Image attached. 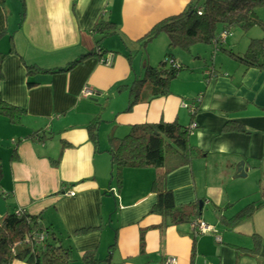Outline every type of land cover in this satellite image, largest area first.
I'll list each match as a JSON object with an SVG mask.
<instances>
[{
  "label": "crops",
  "instance_id": "1",
  "mask_svg": "<svg viewBox=\"0 0 264 264\" xmlns=\"http://www.w3.org/2000/svg\"><path fill=\"white\" fill-rule=\"evenodd\" d=\"M192 1L0 0V95L26 111L14 123L0 115V220L24 209L55 233L77 264L90 251L103 262L102 250L109 252L110 264L116 252L129 264H161L167 257L175 264H264V70L195 42L188 52L172 51L171 62L187 67L170 82L166 96L149 101L146 89L144 99L126 110L123 86L140 79L146 65L158 66L167 53L165 33L145 48L138 40ZM100 19L112 22L116 34L102 37L95 30ZM227 35L222 46L235 51ZM204 45L213 53L211 66L186 58L195 54L193 60H201L209 50ZM99 47L115 54H95ZM218 52L226 58L219 59ZM107 57L110 64L100 62ZM74 61L69 70L54 72ZM26 66L54 73L30 75ZM195 99L191 118L186 106ZM104 112L116 121L106 144L99 141L98 127L95 141L88 132L98 121L92 118ZM191 121L197 127L189 143L202 155L164 177V190L177 207L202 203L196 216L212 227L208 235L192 236L189 224H165L151 213L157 170L115 172L108 152V138L118 137L117 130L123 137L136 124L188 127ZM229 123L247 133L226 129ZM239 162L248 170L244 177H236ZM64 190L74 193L65 196ZM251 204L259 207L249 220L228 222Z\"/></svg>",
  "mask_w": 264,
  "mask_h": 264
},
{
  "label": "trees",
  "instance_id": "2",
  "mask_svg": "<svg viewBox=\"0 0 264 264\" xmlns=\"http://www.w3.org/2000/svg\"><path fill=\"white\" fill-rule=\"evenodd\" d=\"M262 5H264V0H194L187 4L181 13L158 22L138 40V44L145 48L159 34L165 33L168 38L166 56L156 67L146 65L140 79L133 80L130 86H123V88L127 87L129 94L126 110H131L133 105L144 99L143 92L146 89L149 91V99H147L149 101L166 96L170 82L183 69L181 65L171 63L172 50L179 48L188 52L190 46L195 42L217 43V49L228 53L239 64L248 68L264 70V24L257 15V8ZM198 7L201 8L200 14L197 12ZM252 26H261L263 34L261 38H251L244 53L235 52L217 41L222 33L229 34L237 27L245 31ZM217 27L221 29L218 30ZM95 30H99L102 37L116 34L117 31L112 22L101 19L95 25ZM99 50L101 54L104 52L102 47H99ZM104 53H110L112 56L115 54L111 51ZM95 54L100 53L95 50ZM3 60L4 56H0V80L4 78L2 74ZM76 63L77 61H74L67 68L54 72L69 70ZM26 70V73L30 75L37 72L54 73L51 70H40L36 66H26ZM197 102L199 99H195V102H192L193 104L189 107L193 110L189 111L191 118L196 111L195 104ZM25 113L26 111L22 108L8 104L0 95V115L14 123L18 122ZM190 126L182 127L175 122L136 124L130 126L123 137L118 138L110 135L108 138V152L115 172L127 167H153L157 170L152 187V191L156 192V202H154L151 213L162 216L165 219V224L168 222L169 225L189 224L192 219L198 218L196 214L199 211V205L177 207L173 202L172 193L164 190V177L176 169L187 166L193 159L202 155L200 150L189 143V134L193 130L189 128ZM97 127V120L88 127L92 141L96 140ZM227 128L247 133L242 126L233 123H229ZM34 134L40 138L43 136L40 132ZM258 207L254 204L248 205L238 211L228 222L232 224L244 223L253 216ZM41 233L44 234V240L37 244L36 236ZM191 235L193 236L192 233ZM56 241L58 240L55 233L50 232L49 228L43 227L36 217L27 215L24 209L14 210L0 220V264H13L17 261L26 264H77L69 256V249ZM258 244L256 242V245ZM93 254V251L86 252L83 261L92 264H103V262L110 264L109 256L102 262ZM165 259L162 260V263Z\"/></svg>",
  "mask_w": 264,
  "mask_h": 264
},
{
  "label": "rangeland",
  "instance_id": "3",
  "mask_svg": "<svg viewBox=\"0 0 264 264\" xmlns=\"http://www.w3.org/2000/svg\"><path fill=\"white\" fill-rule=\"evenodd\" d=\"M257 15L259 16V18L262 20V23L264 24V5H262L261 7H258L257 8ZM217 28H218V30L221 29L220 27H217ZM262 34H263V31H262V27L261 26H252L251 28H249L248 30H245V31L242 30L241 28L237 27L234 30H232L227 35V37H229L228 39L231 40V41H233V43L235 44L234 45V47H235L234 49H235L236 52L239 51L240 53H244V51H246V49L248 47V43H249L250 39L251 38H256V37H259V36L261 37ZM113 38L116 39V37H113ZM107 40H108V43L111 44L110 37L107 38ZM239 47H240L241 50H237ZM122 48L125 50L124 47H122ZM206 48H208V47H206ZM114 51L117 53L116 50H114ZM217 54L219 56V59H220V56H221V58H226V56H225L224 53L218 52ZM182 56H184V55H182ZM222 56H224V57H222ZM193 57H196L195 54H194V56L192 55L191 57L189 55L186 56V58L187 59L189 58V60H192V62L195 65L199 64L200 66H204V65L211 66L212 61H213V53L211 52V49H209L207 52H205V54H204V56L202 57L201 60L195 61V60H193ZM137 63L138 62H136V64ZM180 63L183 65L182 67H187L184 64V62L180 61ZM137 67H139V66L137 65ZM184 69L186 70V68H184ZM99 102L102 104L104 102V97ZM187 106H190V105H187ZM99 114L98 115H95L92 119H96V118L98 119V131L97 132L99 134V141L100 142L103 141L106 144V142H107V133H108L109 130H111L113 128V126L116 124V121H112V120L109 121L108 120V113L107 112H104L103 114H101V113H99ZM117 131L119 132L120 135H117V134L116 135L118 137H121L122 136V132L120 133L119 130H117ZM108 253H109L108 251L102 250L101 253H99V255L101 256L100 258L103 259V260H106V258L108 256ZM187 256L189 257V254ZM188 257L185 258L186 261L188 260ZM115 259L112 257L111 264H129L130 263L129 261H126L124 259H122V261H120V259L118 257V252L115 253ZM77 262H78V264H92V263H87V262L85 263V261H81L79 263L78 260H77ZM103 264H104V262H103Z\"/></svg>",
  "mask_w": 264,
  "mask_h": 264
},
{
  "label": "built area",
  "instance_id": "4",
  "mask_svg": "<svg viewBox=\"0 0 264 264\" xmlns=\"http://www.w3.org/2000/svg\"><path fill=\"white\" fill-rule=\"evenodd\" d=\"M200 10H201V8L198 7L197 8L198 14H200ZM226 35H227V33H222L220 35L219 40H217V41L220 42V43H223L224 38L226 37ZM213 45L215 46V48H217L216 46H218L217 43H214ZM98 52L101 54V51L99 49H98ZM110 58L111 57L101 58L100 59V62H102L103 64H107L108 65V64L111 63ZM208 73L210 74L211 72L209 71ZM82 95L85 98H87V97L90 96V92L88 90H85ZM186 107L188 108V110L190 112L193 111L191 108H189L190 106H186ZM195 127H197V124L193 122L189 128L190 129H195ZM73 193L74 192H72V190H64V192L62 193V195L72 196ZM188 226H190L191 233L193 235H195V236L200 235V234H207L208 235V233H213L212 227H210L209 225H207L200 218H195V219L191 220V222L189 223ZM43 240H44V234L43 233H41L40 235H37L36 236V242H37V244L42 243ZM175 263H176V259L175 258H173V257L172 258L171 257H167L162 264H175Z\"/></svg>",
  "mask_w": 264,
  "mask_h": 264
},
{
  "label": "water",
  "instance_id": "5",
  "mask_svg": "<svg viewBox=\"0 0 264 264\" xmlns=\"http://www.w3.org/2000/svg\"><path fill=\"white\" fill-rule=\"evenodd\" d=\"M237 176L236 177H244L247 174L248 170L244 169V163L239 162V165L236 168ZM202 203L199 202V208L201 209Z\"/></svg>",
  "mask_w": 264,
  "mask_h": 264
}]
</instances>
